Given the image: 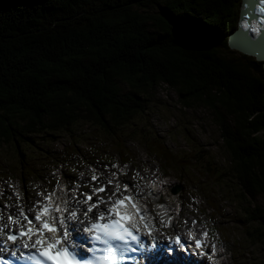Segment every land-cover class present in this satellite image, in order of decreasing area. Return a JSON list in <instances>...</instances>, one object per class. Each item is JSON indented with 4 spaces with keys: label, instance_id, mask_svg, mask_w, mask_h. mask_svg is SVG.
Instances as JSON below:
<instances>
[{
    "label": "trees",
    "instance_id": "obj_1",
    "mask_svg": "<svg viewBox=\"0 0 264 264\" xmlns=\"http://www.w3.org/2000/svg\"><path fill=\"white\" fill-rule=\"evenodd\" d=\"M240 6L241 0H0V147L32 170L28 158L37 155L39 137L68 133L75 159L91 146L77 125L93 124L101 137L94 159L131 162L128 143L138 142L164 170L188 160L204 182L214 180L213 193L234 180L238 197L228 198L224 210L233 206L239 227L249 222V236L264 242V64L221 52L232 49L227 34L237 27ZM160 83L188 107L213 109L230 165L205 159L201 172L196 158L178 156L152 125L131 121L143 112L138 93ZM135 126L146 132L136 135Z\"/></svg>",
    "mask_w": 264,
    "mask_h": 264
},
{
    "label": "rangeland",
    "instance_id": "obj_2",
    "mask_svg": "<svg viewBox=\"0 0 264 264\" xmlns=\"http://www.w3.org/2000/svg\"><path fill=\"white\" fill-rule=\"evenodd\" d=\"M151 10L155 11L156 9L151 7L150 11ZM231 32L233 31L230 30L227 36H229ZM221 52L224 56L231 57L234 55L236 58L240 56L238 53H241L238 49L233 48L229 49V51L226 50V48H222ZM259 61L263 60L260 59ZM128 88L129 85L124 82L122 84V91L128 92ZM137 98L136 100L143 105V112L135 114L131 121L140 125H142V123L152 125L153 130L157 131L160 136H162L163 140H166L169 147L177 153L178 156L196 158V166H200L201 169L204 167V162L206 160H209L212 165L218 167L230 165L229 156L224 149L220 128L215 122L216 116L212 108L199 104H193L190 107L186 106L183 101H181L178 91L165 83H160L157 86L148 88L144 92L138 93ZM95 129V132L92 131L93 124L91 126L87 123H79L76 128L77 134L80 135L81 138L86 139L91 145L84 149L87 155L99 149V147L96 148V144L98 139L101 138L100 130L96 126ZM134 132H136V135H140L145 133L146 129L135 126ZM67 135L69 134L62 132L61 135H58L56 138L45 136L39 137L36 140L39 147L36 148L37 155L33 163L38 167L33 175H31V171H26L24 173L27 174L29 179H32L27 190L25 189L27 196L31 193L32 196L37 197L36 193L39 192L38 188L45 183L44 179L37 183L34 182L39 173H41V175L42 173L48 175L53 181L62 180L61 182L63 183H68V181L72 183L80 176V173L83 172L84 176L79 182L87 183L92 175L90 169L95 167L97 175L103 172L102 181H104L109 177L110 172H105L103 165H112L115 164L114 162L117 160H120L119 156H113L114 162H110L109 160H98L86 156L84 159L78 160V162H75L73 159L74 163L71 167H63L62 171H60V168L57 169L60 163L59 160L61 159L60 155L63 148L69 144ZM47 138L48 140H46ZM80 144V146H84V143ZM128 145L131 148V157L133 158L134 167L127 165V167L123 166L120 168L123 170V173L127 174H122V180H120L121 177H119L122 184L131 182L129 185L132 187L133 183L138 182L141 187L143 186L146 190L150 185L146 178L142 176L144 171L147 173V178L154 175V173L164 176L167 174L164 179H161L160 185L163 186L161 203L165 205L168 215L174 217L172 220V227H170L171 231L168 232V235H172L174 231H188L184 221L187 220V224L192 225V221L196 220L198 221L196 226L212 231L213 238L220 243L219 250L222 252V256L220 255V258L217 260L219 264H264V242L255 241L249 236L248 228H251L250 223L247 222L248 228L241 229L235 222V218L238 214H234V207L227 206L224 210V206L228 205L230 202L228 198L236 200L238 197L235 196L236 192L231 189V186L236 187V185L232 183L234 180L230 178L227 180L226 187H217L213 193V189L211 190L210 188L212 186L210 181L214 180L208 178L206 182H204L203 174L198 176L197 171H190L188 169V160L178 161L176 169L168 167L167 170H164L162 164L141 147L140 143H128ZM4 147H0V158H9V161H13L15 158L13 156H15V154L9 149L10 147L6 149H4ZM51 155H55L56 159L52 161L49 157ZM39 167H42V170H40ZM14 168L18 174H9L8 176L0 177V189H4L5 187L11 189L13 186L10 184L14 183V187H16L19 193V188H24L23 178H21L23 171H21L20 165L15 162ZM55 169L59 170V172L54 171ZM163 170L166 173H164ZM110 171H119V169L111 168ZM204 171V169L201 170V172ZM136 172H139L143 179L137 177L136 180H133V176ZM99 183L100 182H97V186ZM192 183L195 187L192 186ZM90 187L91 185L83 187L81 191L87 192ZM59 188L55 187L56 190ZM132 189L134 192L136 191L135 188ZM221 190L224 192H221ZM2 196H0V206L8 205L6 203L7 199H3ZM19 196L21 197V194ZM209 196L212 200L207 204L206 199ZM26 198L22 199L25 201ZM146 198L147 196L141 200L144 201L151 215L155 218L158 229H161L160 218L162 212L156 204H151L150 209L145 202ZM223 198H225V200ZM13 200L17 204V199ZM234 203L237 204L236 202ZM208 205H210V207H208ZM216 208H218V210H216ZM8 210L7 208L0 207V212L3 214L7 213ZM222 212H225V214ZM163 230L165 229L163 228Z\"/></svg>",
    "mask_w": 264,
    "mask_h": 264
},
{
    "label": "snow or ice",
    "instance_id": "obj_3",
    "mask_svg": "<svg viewBox=\"0 0 264 264\" xmlns=\"http://www.w3.org/2000/svg\"><path fill=\"white\" fill-rule=\"evenodd\" d=\"M177 23L182 25L183 22ZM239 26L260 37L264 32V0H244ZM103 168L110 172L106 180L102 181L103 172L97 175L96 168L92 167L89 181L80 183L84 176L81 172L73 181L72 188L65 191L63 200L55 190L47 195L39 191L36 193L38 199L26 209L19 203V193H13L17 204L0 206L10 210L6 217L0 212V264H12L8 256L28 264H127L129 261L145 264L148 253L173 256L177 250L173 245L187 251L181 235L178 234L174 240L164 233L155 235L159 231L155 218L139 203L152 192L145 193L138 182L132 184L135 192L129 187L131 182L122 184L119 177L127 174L118 163L106 164ZM111 168L119 171H110ZM137 177L143 179L139 172L135 173L133 180ZM97 182H100L98 186ZM89 185V191H80ZM55 187L59 188L58 180ZM3 192L4 189H0V195ZM157 207L165 208V205ZM173 218L165 208L160 226L172 227ZM184 223L187 225L188 221ZM197 223L192 221L187 237L194 242L196 249H201L208 241L209 230H202L198 239L194 231ZM210 248L211 256H214L217 252L215 242ZM201 255L211 259L207 251Z\"/></svg>",
    "mask_w": 264,
    "mask_h": 264
},
{
    "label": "bare ground",
    "instance_id": "obj_4",
    "mask_svg": "<svg viewBox=\"0 0 264 264\" xmlns=\"http://www.w3.org/2000/svg\"><path fill=\"white\" fill-rule=\"evenodd\" d=\"M244 3V0H241V6H240V14H239V19H238V23H237V27H236V29L233 31V32H231L230 34H229V37H228V43H230V38L237 32V33H239V30L241 31V34H240V36L237 38V40H236V42L238 41V39H239V41H240V43L241 44H243V45H247L248 47H250V48H252V49H254L255 51H257V52H261L262 54H264V42H261L260 40H258V39H254V38H252V37H248L247 36V30H245V29H243V28H241L239 25H240V23H241V19H242V4ZM232 41H235V40H232ZM258 41H260V42H258ZM230 46V45H229ZM231 48H233V47H231ZM233 49H237V48H233ZM262 58L264 59V57L262 56ZM262 59V60H263ZM262 63H264V60L263 61H261ZM92 131H94L95 132V127H93V130ZM70 133V132H69ZM155 133H157V135L158 136H160V134L157 132V131H155ZM160 138L162 139V136H160ZM141 146V145H140ZM141 147H143V146H141ZM144 148V147H143ZM145 149V148H144ZM86 156H89L90 158H92V156H93V153H89L88 155L86 154V151H84L82 154H78V155H76L75 156V162H78V160H82V159H84ZM50 157V159L53 161L54 159H56V156L55 155H51V156H49ZM51 157H54V159H52ZM60 157H61V159L59 160V167L57 168V169H59L60 168V171H62V168L63 167H71L72 165H73V163H74V160L73 159H71V157H70V149H68V147L67 146H65V148H63V151L61 152V155H60ZM154 157V156H153ZM130 158H131V162H130V166H132V167H134L133 166V158L130 156ZM155 158V160H157L159 163H160V160L155 156L154 157ZM8 159V160H7ZM4 158V157H2V158H0V163H1V165H0V172L2 171V172H7L8 174H12V175H16V174H18V172L15 170V168H14V162L11 160V161H9V158ZM34 159H36V155H35V157H32L31 159H29L28 158V166H30L31 167V169L32 170H28L27 169V167L26 168H24V169H22L21 171H23V175L21 176V178H23V183H24V187H25V189L27 190V188H28V185L31 183V180L32 179H29L28 178V176H27V174H24L26 171L28 172V171H31V172H33V173H35L36 171V169H37V167L38 166H36V165H34V163H33V161H34ZM116 163H118L119 165H120V168H122L123 166H125V165H128V164H126V162H123V161H119V160H117L116 161ZM115 163V164H116ZM161 164V163H160ZM17 166V165H16ZM213 166H215V165H213ZM40 168V170H42V167H39ZM172 168H175L176 169V167H173L172 166ZM17 169H19V168H17ZM25 170V171H24ZM57 172H59V170H56ZM61 174H62V172H61ZM154 175L155 176H157L156 175V173H154ZM36 176V175H35ZM142 176L144 177V178H146V180H147V182H148V184L150 185V186H148V188L145 190L144 189V187L142 186V188L144 189V191H145V193H148V192H152L153 194L152 195H147V198H146V200H145V202H146V204L149 206V208L151 209V204H156V206L157 205H159V204H163V203H161V199H162V197L160 196V194H159V192L157 191V189L158 188H156V185H155V183H154V181H156L155 180V178L153 177V175H151V176H149L148 178H149V180H148V178H147V173L144 171V174H142ZM120 180L121 179H123V175H120ZM47 178V179H46ZM44 179V182L45 183H43V185L42 186H40L39 188H38V190L39 191H44V193H45V195H47L48 194V192L49 191H52V190H55V192H56V195H58L59 197H60V199L61 200H63V199H65V195H64V193H65V191L66 190H68V189H71L72 188V186H73V182L72 183H69V181H68V183H63V182H61V181H59V186H60V188L58 189V190H56L55 189V186L57 185V181H53V180H51L50 179V177L48 176V175H46V174H43L42 173V175H41V173H39L37 176H36V179H35V181L34 182H39V181H42ZM155 185V187L153 188L152 187V185ZM82 190V188L80 189V191ZM16 192H18L17 191V189H16V187H11V189H9L8 187H5L4 188V192H3V196L2 195H0V196H2V198L3 199H7L6 200V203L8 204V205H13V206H15L16 205V203L13 201V199H17V197H16V195H14L13 193H16ZM101 195H105V194H101ZM8 197H10V198H8ZM26 198L25 199V201L22 199V198ZM21 197H20V201H19V203H21V204H23V206L26 208H28V207H31V205H32V203H34L35 202V200L36 199H38V197H34V196H32V194L30 193V194H28V196L26 195V193L25 194H23V195H21ZM17 201V200H16ZM206 201H207V204H209L210 203V196L206 199ZM93 202H95V198H94V200H93ZM101 207H103V205H101ZM208 207H210V205H208ZM161 210L163 209V208H160ZM12 211H14V209L12 210ZM95 211V210H94ZM8 214H10V210H8L7 211V213H5L4 215L5 216H7ZM188 226L190 227V228H192V225H190V224H188ZM206 229V228H205ZM202 230H204V228H201V227H198V226H195V229H194V231H195V233H196V237L197 238H200V232L202 231ZM208 230V229H207ZM212 242H214V240H213V233H212V231H209L208 232V241H207V243H206V245L204 246V247H202L201 249H204L206 246H210L211 245V243ZM17 243H18V241H17ZM188 248H189V250H192V251H194L195 252V249L194 248H192L190 245H189V242H188Z\"/></svg>",
    "mask_w": 264,
    "mask_h": 264
},
{
    "label": "water",
    "instance_id": "obj_5",
    "mask_svg": "<svg viewBox=\"0 0 264 264\" xmlns=\"http://www.w3.org/2000/svg\"><path fill=\"white\" fill-rule=\"evenodd\" d=\"M241 34V31L239 30V33H235L231 38H230V47H233V48H237L240 52L244 53V54H247V55H251V56H254L256 57L258 60L260 59H263L262 56L264 57V54H262L260 51L257 52L255 51L254 49L248 47L247 45H243L240 43L239 39L238 41L236 42L237 38L240 36ZM232 40H235V41H232ZM260 42V41H258Z\"/></svg>",
    "mask_w": 264,
    "mask_h": 264
}]
</instances>
